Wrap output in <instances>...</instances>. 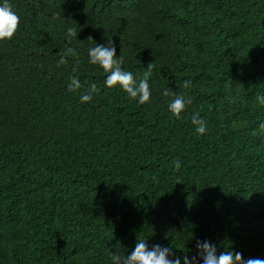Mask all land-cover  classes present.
Wrapping results in <instances>:
<instances>
[{
    "label": "trees",
    "instance_id": "trees-1",
    "mask_svg": "<svg viewBox=\"0 0 264 264\" xmlns=\"http://www.w3.org/2000/svg\"><path fill=\"white\" fill-rule=\"evenodd\" d=\"M9 2L21 24L0 41V264H112L138 239L264 259V0ZM109 37L137 80L153 62L150 103L89 62ZM66 47L76 72L71 56L57 65ZM85 81L101 90L88 103ZM165 89L192 97L180 119Z\"/></svg>",
    "mask_w": 264,
    "mask_h": 264
},
{
    "label": "clouds",
    "instance_id": "clouds-1",
    "mask_svg": "<svg viewBox=\"0 0 264 264\" xmlns=\"http://www.w3.org/2000/svg\"><path fill=\"white\" fill-rule=\"evenodd\" d=\"M20 24L21 18L14 11L9 0H3L0 3V41L13 39L20 29ZM77 35L76 28H68L69 43H71V38L77 37ZM89 39L93 38L89 37ZM58 54L60 55V59L57 61L58 66L67 64V57L71 56L75 60L72 70L73 72L78 71L80 64L79 52L74 47H66ZM88 56L91 64L100 66L107 73L105 80L107 87L119 86L131 99L137 100L140 104L151 102L152 93L149 79L153 71V62L147 65V70L143 72L142 78L137 80L132 72L122 67L124 64L123 47L120 55H117V49L111 37L108 38L107 44L96 43L94 47L88 50ZM85 84H88L87 89L79 97L82 103L91 102L93 96L98 95L101 91L95 82L89 84L85 81ZM190 84V80H185L183 87L187 88ZM67 87L69 92H77L84 85H82L78 76L73 75L69 77ZM163 95L166 97L174 95V98L168 104V110L177 119L181 118L182 113L193 102L191 96L173 94L168 89L163 91ZM256 99L260 104H264V96L257 95ZM191 120L195 125V131L199 135L206 134L207 121L200 116L199 112H195ZM258 126L264 132V122H260ZM173 164L178 171L181 167V161L177 159L173 161ZM196 249V255L189 256L186 254L181 258L173 251L171 246L160 244L149 246L147 240L138 239L135 248L130 253H122L117 247V250L111 254V260L112 264H181V259H183V264H201V260L203 264H264V259L260 258L245 260L243 254L238 251L226 250L218 253L217 246L207 240H197Z\"/></svg>",
    "mask_w": 264,
    "mask_h": 264
}]
</instances>
